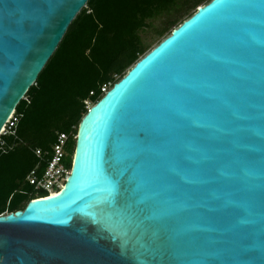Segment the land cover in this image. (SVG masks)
<instances>
[{
  "label": "water",
  "instance_id": "obj_1",
  "mask_svg": "<svg viewBox=\"0 0 264 264\" xmlns=\"http://www.w3.org/2000/svg\"><path fill=\"white\" fill-rule=\"evenodd\" d=\"M87 2L0 0V134ZM0 264H264V0L200 4L91 104Z\"/></svg>",
  "mask_w": 264,
  "mask_h": 264
},
{
  "label": "trees",
  "instance_id": "obj_2",
  "mask_svg": "<svg viewBox=\"0 0 264 264\" xmlns=\"http://www.w3.org/2000/svg\"><path fill=\"white\" fill-rule=\"evenodd\" d=\"M209 1L88 0L18 103L16 135L2 136L7 150L0 151V214L11 202L14 211L29 200L27 190L33 189L26 177L37 164L45 166L59 133L71 134L66 150L72 168L81 119L150 50L143 33L150 27L153 36L169 34ZM157 20L161 23L153 25ZM35 149L45 153L43 160Z\"/></svg>",
  "mask_w": 264,
  "mask_h": 264
},
{
  "label": "built area",
  "instance_id": "obj_3",
  "mask_svg": "<svg viewBox=\"0 0 264 264\" xmlns=\"http://www.w3.org/2000/svg\"><path fill=\"white\" fill-rule=\"evenodd\" d=\"M20 116L14 110L8 119L0 134V151L5 152L7 150L5 147L6 141L2 136L7 134L16 135L15 129ZM70 135L69 133H59L56 142L45 159V166L41 168V163L37 164L26 177V181L31 184L32 189L35 192H41L40 197H46L61 190L71 172V167L68 164V151L66 150ZM35 153L39 159H44L45 153L41 149H35Z\"/></svg>",
  "mask_w": 264,
  "mask_h": 264
},
{
  "label": "rangeland",
  "instance_id": "obj_4",
  "mask_svg": "<svg viewBox=\"0 0 264 264\" xmlns=\"http://www.w3.org/2000/svg\"><path fill=\"white\" fill-rule=\"evenodd\" d=\"M202 4H204V3H202ZM160 23H161V20H157V21L153 22L152 24L153 25H159ZM167 35H168V33H166L164 36H157V35L153 36V29L150 27L143 33V37L150 42V46H151L150 49L153 48L155 45H157ZM64 185H65V183H64ZM23 204L25 205L26 202H24Z\"/></svg>",
  "mask_w": 264,
  "mask_h": 264
},
{
  "label": "flooded vegetation",
  "instance_id": "obj_5",
  "mask_svg": "<svg viewBox=\"0 0 264 264\" xmlns=\"http://www.w3.org/2000/svg\"><path fill=\"white\" fill-rule=\"evenodd\" d=\"M27 193H28V196H29V200H30V198L32 199L33 197H38V196H41V195H42L41 192H35L34 190H31V191L27 190ZM14 195H15V194H14ZM27 202H28V201H27ZM27 202H26V203H27ZM11 203H12V202H11ZM11 203H10V205H11ZM10 205L7 206L6 211H5L4 213H9V212H10V210H9ZM25 205H26V204H25ZM25 205H24L22 208H24ZM14 211H15V210H14Z\"/></svg>",
  "mask_w": 264,
  "mask_h": 264
},
{
  "label": "bare ground",
  "instance_id": "obj_6",
  "mask_svg": "<svg viewBox=\"0 0 264 264\" xmlns=\"http://www.w3.org/2000/svg\"><path fill=\"white\" fill-rule=\"evenodd\" d=\"M52 194H55V193H52Z\"/></svg>",
  "mask_w": 264,
  "mask_h": 264
}]
</instances>
